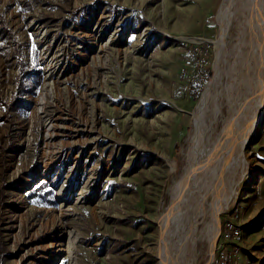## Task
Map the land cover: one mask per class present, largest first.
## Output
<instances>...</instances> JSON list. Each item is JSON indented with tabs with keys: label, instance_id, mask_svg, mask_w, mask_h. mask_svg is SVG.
<instances>
[{
	"label": "rangeland",
	"instance_id": "rangeland-1",
	"mask_svg": "<svg viewBox=\"0 0 264 264\" xmlns=\"http://www.w3.org/2000/svg\"><path fill=\"white\" fill-rule=\"evenodd\" d=\"M220 2L0 0V264H158L159 219L215 76V45L191 38H217ZM52 79L68 97L45 94L43 112ZM246 160L212 254L199 232L209 213L197 216L189 264H218L234 244L238 264H264V117Z\"/></svg>",
	"mask_w": 264,
	"mask_h": 264
},
{
	"label": "bare ground",
	"instance_id": "bare-ground-1",
	"mask_svg": "<svg viewBox=\"0 0 264 264\" xmlns=\"http://www.w3.org/2000/svg\"><path fill=\"white\" fill-rule=\"evenodd\" d=\"M217 21L220 29L215 40L191 38L215 45V76L207 83L193 112L194 128L185 151L186 168L171 186V202L159 219L158 264H189L193 248L191 228L197 216L206 210L208 219L198 230L209 242L212 254L220 233L219 213L243 178L247 167V144L257 137L264 117V0H221ZM228 34L234 40L232 48L238 57L230 63L229 72H225L221 60L228 55ZM94 59L99 61V56ZM59 80L45 81L40 94L43 112L48 103L45 94L68 97L69 89ZM223 106L227 114L218 129L219 117L224 114ZM50 126L52 129L53 123ZM46 132L45 145H49L56 133L50 132V128ZM170 165L171 169L177 167L175 161ZM47 171L49 167L44 168L42 176H46ZM67 197L64 193L61 200L65 201Z\"/></svg>",
	"mask_w": 264,
	"mask_h": 264
},
{
	"label": "built area",
	"instance_id": "built-area-1",
	"mask_svg": "<svg viewBox=\"0 0 264 264\" xmlns=\"http://www.w3.org/2000/svg\"><path fill=\"white\" fill-rule=\"evenodd\" d=\"M196 51V50H195ZM193 68L192 70H198L201 74H203L202 70L200 71L198 68L202 67V64L199 62V58L193 57ZM195 65V66H194ZM180 76L185 78L187 76V69H181ZM202 78V76H200ZM228 229L231 231L233 237L238 236L241 233V228L234 224L233 222H226ZM239 246L237 244L231 245L229 248L222 250L220 254H218V264H238V252Z\"/></svg>",
	"mask_w": 264,
	"mask_h": 264
},
{
	"label": "crops",
	"instance_id": "crops-1",
	"mask_svg": "<svg viewBox=\"0 0 264 264\" xmlns=\"http://www.w3.org/2000/svg\"><path fill=\"white\" fill-rule=\"evenodd\" d=\"M201 1H203V4H205V6L207 7V6H209L210 4H212L214 0H201ZM263 230H264V229H263ZM263 230H262V231H263ZM263 232H264V231H263ZM256 237H258V238L260 237L261 240H263V238H264V236H262V235H258V236H256ZM260 238H259V239H260Z\"/></svg>",
	"mask_w": 264,
	"mask_h": 264
}]
</instances>
